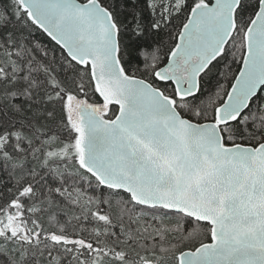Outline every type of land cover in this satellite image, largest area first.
I'll return each instance as SVG.
<instances>
[{"label":"snow or ice","instance_id":"1","mask_svg":"<svg viewBox=\"0 0 264 264\" xmlns=\"http://www.w3.org/2000/svg\"><path fill=\"white\" fill-rule=\"evenodd\" d=\"M0 264H264V0H0Z\"/></svg>","mask_w":264,"mask_h":264},{"label":"trees","instance_id":"2","mask_svg":"<svg viewBox=\"0 0 264 264\" xmlns=\"http://www.w3.org/2000/svg\"><path fill=\"white\" fill-rule=\"evenodd\" d=\"M149 42H151V41H149Z\"/></svg>","mask_w":264,"mask_h":264}]
</instances>
